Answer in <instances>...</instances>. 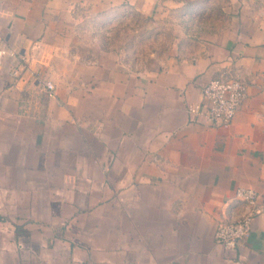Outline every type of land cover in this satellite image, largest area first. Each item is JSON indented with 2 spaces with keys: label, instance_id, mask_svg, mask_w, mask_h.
Returning <instances> with one entry per match:
<instances>
[{
  "label": "crops",
  "instance_id": "0c3cea01",
  "mask_svg": "<svg viewBox=\"0 0 264 264\" xmlns=\"http://www.w3.org/2000/svg\"><path fill=\"white\" fill-rule=\"evenodd\" d=\"M0 33L18 53L0 68V179L23 188L0 195L22 208L0 212V264H264L260 4L0 0ZM221 73L248 83L233 123L192 121ZM241 186L257 212L228 252L216 231Z\"/></svg>",
  "mask_w": 264,
  "mask_h": 264
},
{
  "label": "built area",
  "instance_id": "2783aa9c",
  "mask_svg": "<svg viewBox=\"0 0 264 264\" xmlns=\"http://www.w3.org/2000/svg\"><path fill=\"white\" fill-rule=\"evenodd\" d=\"M17 58L4 36L0 33V68H3L8 58ZM17 73V70H15ZM49 94H55L53 81H46ZM248 91V83L239 74L221 73L213 77L203 87V99L190 103L187 111L192 121L211 126L228 128L233 123ZM259 193L251 187H238L236 200L241 203V209L232 211L228 220L222 221L216 231V241L228 252L235 251L241 240L251 235L253 221L256 215Z\"/></svg>",
  "mask_w": 264,
  "mask_h": 264
},
{
  "label": "rangeland",
  "instance_id": "374dc122",
  "mask_svg": "<svg viewBox=\"0 0 264 264\" xmlns=\"http://www.w3.org/2000/svg\"><path fill=\"white\" fill-rule=\"evenodd\" d=\"M236 1H239L240 3H242L243 5H249L251 6V4L253 3H256V4H260L261 7L264 8V0H236ZM69 158V161L67 160ZM51 159H52V163H59L61 159H64L66 160L67 162L71 163V162H74L76 158H74V156H67V154H63V155H60V154H52L51 155ZM7 173V172H5ZM52 178H57L59 173L58 171H52ZM3 172H0V175H2ZM4 180H1L0 179V195H9L10 197L13 196V194L15 195H19V194H22L23 192V188H12L11 186H3L2 182ZM14 189V190H12ZM32 189V188H31ZM69 189L70 188H66V194L68 195L69 194ZM76 191H80L79 187H75L74 188ZM19 190V191H18ZM53 192H56V188H52ZM25 191V189H24ZM73 190L71 191V194H73ZM18 204L17 203H12L11 201L9 202H4V203H0V212H5L6 214H3L5 216V220L6 221L9 217H10V212L11 211H16V210H21L22 208L18 207L17 206ZM25 207H26V204H25ZM51 208L53 211L57 210V204L52 202L51 204ZM27 209V208H26ZM31 210H33V207L31 208ZM2 214V213H1ZM1 225V224H0Z\"/></svg>",
  "mask_w": 264,
  "mask_h": 264
}]
</instances>
